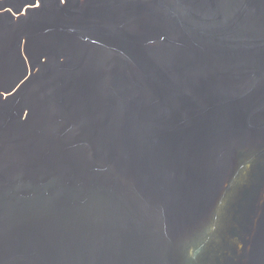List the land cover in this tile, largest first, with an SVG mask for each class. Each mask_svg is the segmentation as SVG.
<instances>
[{
    "label": "water",
    "instance_id": "1",
    "mask_svg": "<svg viewBox=\"0 0 264 264\" xmlns=\"http://www.w3.org/2000/svg\"><path fill=\"white\" fill-rule=\"evenodd\" d=\"M0 264H264V0H0Z\"/></svg>",
    "mask_w": 264,
    "mask_h": 264
}]
</instances>
